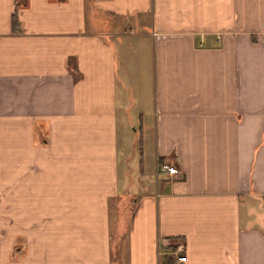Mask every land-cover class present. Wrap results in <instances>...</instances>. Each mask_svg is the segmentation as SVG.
I'll use <instances>...</instances> for the list:
<instances>
[{
  "label": "crops",
  "instance_id": "0c3cea01",
  "mask_svg": "<svg viewBox=\"0 0 264 264\" xmlns=\"http://www.w3.org/2000/svg\"><path fill=\"white\" fill-rule=\"evenodd\" d=\"M178 244L264 264V0H0V264H171Z\"/></svg>",
  "mask_w": 264,
  "mask_h": 264
},
{
  "label": "rangeland",
  "instance_id": "374dc122",
  "mask_svg": "<svg viewBox=\"0 0 264 264\" xmlns=\"http://www.w3.org/2000/svg\"><path fill=\"white\" fill-rule=\"evenodd\" d=\"M144 111V117L148 120L147 122L152 123V114L151 110L148 109H143ZM146 136H152V127L150 126L149 132L145 134ZM142 153V156H141ZM149 156V159H148ZM152 156H153V150H152V141L151 137L146 138V145L142 144L140 148H137V142L133 146L132 150H128L126 160L128 163V167L131 168L132 172L130 173V177L133 179V182L131 183L135 190L137 191L138 187L136 186L135 182L136 181H141L142 183L147 182L144 177L149 178V161L151 157V162H152ZM141 165V171L138 172V166ZM130 170V171H131ZM136 178V179H135Z\"/></svg>",
  "mask_w": 264,
  "mask_h": 264
},
{
  "label": "built area",
  "instance_id": "2783aa9c",
  "mask_svg": "<svg viewBox=\"0 0 264 264\" xmlns=\"http://www.w3.org/2000/svg\"><path fill=\"white\" fill-rule=\"evenodd\" d=\"M157 169L167 174H173L176 172V168L173 165L168 164L167 162H159L157 165ZM173 260L171 264H184L185 255L183 253L182 244H178L175 246L173 252Z\"/></svg>",
  "mask_w": 264,
  "mask_h": 264
},
{
  "label": "trees",
  "instance_id": "16d2710c",
  "mask_svg": "<svg viewBox=\"0 0 264 264\" xmlns=\"http://www.w3.org/2000/svg\"><path fill=\"white\" fill-rule=\"evenodd\" d=\"M14 21V18L12 17V22Z\"/></svg>",
  "mask_w": 264,
  "mask_h": 264
}]
</instances>
